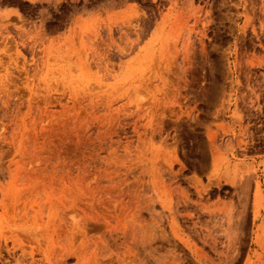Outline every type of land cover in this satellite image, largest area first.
Segmentation results:
<instances>
[{"label": "rangeland", "instance_id": "obj_1", "mask_svg": "<svg viewBox=\"0 0 264 264\" xmlns=\"http://www.w3.org/2000/svg\"><path fill=\"white\" fill-rule=\"evenodd\" d=\"M0 264H264V0H0Z\"/></svg>", "mask_w": 264, "mask_h": 264}]
</instances>
